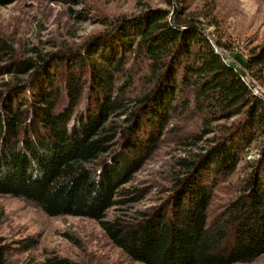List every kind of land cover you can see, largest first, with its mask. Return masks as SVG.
Returning a JSON list of instances; mask_svg holds the SVG:
<instances>
[{"label":"trees","instance_id":"1","mask_svg":"<svg viewBox=\"0 0 264 264\" xmlns=\"http://www.w3.org/2000/svg\"><path fill=\"white\" fill-rule=\"evenodd\" d=\"M177 1L121 16L104 38L65 51L35 48L20 57L0 37V74L10 76L0 83V194L51 216L95 219L144 264L251 262L264 254V96L248 77L258 79L264 42L228 61ZM130 58L145 65L142 77L130 71ZM138 80L145 86L136 91ZM176 119L195 120L196 130L186 133L191 151L177 158L168 195L125 213L147 194L127 185ZM258 139L237 195L211 217L219 183ZM112 208L120 213L108 218ZM20 243L27 250L38 240ZM6 248L0 244V264H12ZM43 264L83 263L54 254Z\"/></svg>","mask_w":264,"mask_h":264},{"label":"rangeland","instance_id":"2","mask_svg":"<svg viewBox=\"0 0 264 264\" xmlns=\"http://www.w3.org/2000/svg\"><path fill=\"white\" fill-rule=\"evenodd\" d=\"M168 1L16 0L0 5V37L9 40L20 57L34 55L35 48L45 52L65 51L79 48L92 38H104L102 34L121 16H136L149 6L172 9ZM177 5L187 16L200 18L215 44V39L224 44L220 51L228 61L232 60V53L249 55L264 42V0H178ZM136 62L130 58L128 67L131 65L130 71H137L139 78L146 70L145 65ZM253 70L258 79L251 76L248 79L264 96V64ZM8 78L9 75L0 74V83ZM144 86V82L138 80L133 88L139 91ZM195 124V120L176 119L170 130L165 131L158 148L127 185L134 193L141 189L140 194H147L126 206L125 213L133 215L137 210H148L164 202L177 158L191 151L184 142L186 133L196 130ZM261 139L253 142L236 172L219 183L209 211L211 217L237 195L247 175L243 167L249 171L245 164L258 157ZM204 144L201 142L194 149ZM117 213L120 212L112 208L108 218ZM28 238L37 239L38 244L24 250L20 241ZM0 244L7 246L12 264H43L54 254L83 264H144L131 260L116 246L97 220L72 215L51 216L30 200L4 194H0ZM235 264H264V254L251 262Z\"/></svg>","mask_w":264,"mask_h":264},{"label":"water","instance_id":"3","mask_svg":"<svg viewBox=\"0 0 264 264\" xmlns=\"http://www.w3.org/2000/svg\"><path fill=\"white\" fill-rule=\"evenodd\" d=\"M213 44H214V46H215L217 52H218V53H221V51H220V49L217 47V45H216L214 42H213Z\"/></svg>","mask_w":264,"mask_h":264},{"label":"built area","instance_id":"4","mask_svg":"<svg viewBox=\"0 0 264 264\" xmlns=\"http://www.w3.org/2000/svg\"><path fill=\"white\" fill-rule=\"evenodd\" d=\"M257 92V91H256ZM258 93V92H257Z\"/></svg>","mask_w":264,"mask_h":264}]
</instances>
